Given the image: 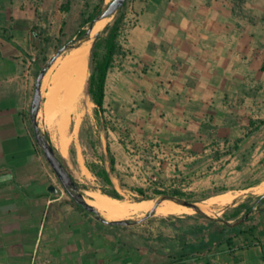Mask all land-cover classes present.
Segmentation results:
<instances>
[{
    "label": "crops",
    "instance_id": "1",
    "mask_svg": "<svg viewBox=\"0 0 264 264\" xmlns=\"http://www.w3.org/2000/svg\"><path fill=\"white\" fill-rule=\"evenodd\" d=\"M263 3L128 0L95 131L102 151L96 161L113 188L135 191L150 174L160 184L198 188L240 183L239 170L249 165V87L264 78ZM83 5L0 0V264H264L259 196L228 206L220 220L190 214L113 225L59 185L30 111L38 75L59 44L76 39ZM90 61L91 51L88 68ZM51 78L43 81L38 118L65 158L45 119ZM51 184L60 192H50ZM248 212L235 226L221 220Z\"/></svg>",
    "mask_w": 264,
    "mask_h": 264
},
{
    "label": "rangeland",
    "instance_id": "2",
    "mask_svg": "<svg viewBox=\"0 0 264 264\" xmlns=\"http://www.w3.org/2000/svg\"><path fill=\"white\" fill-rule=\"evenodd\" d=\"M110 1L111 0H105L104 8ZM99 2L100 0H84L83 9H85V11L89 13L93 11L94 6ZM74 17L78 18V10H75L73 12L72 18ZM111 18L112 19L106 25V27L113 24L116 18V14ZM123 23L124 22H122L121 24L122 27H123ZM260 23L264 25V21H260ZM89 26L90 25L86 26L85 28L87 29ZM76 27L77 25H75L74 22H72L71 25L69 26V28L73 31V33H75L74 31ZM105 28L101 30V34L106 35ZM262 30L264 32V26ZM81 35H77L74 42L77 39H79ZM95 39L96 38L92 39V45ZM62 45L63 43L59 44V47ZM64 56H61L60 59L62 60ZM263 57H264V54H263ZM59 63L60 62H58L57 64L58 66L55 65L53 69L47 73L46 80L47 79L49 80L50 77L52 78H51V87L46 93L45 103L48 100V96L50 93L49 91L54 87L56 72L59 67ZM91 73H92V70H91V67H89V78L91 76ZM261 82L262 83L258 85L249 87V91H250L249 122L250 123L254 122L253 124L254 126L258 124L259 120L264 119V78H263V81ZM253 96H254V100L251 99ZM44 108H46V104ZM95 108H96V104L94 103V101L92 100V96L88 93L86 89L84 92L82 102H81L80 111L71 112V114L68 116V119L64 118L63 115L59 114L54 117L53 123L49 124V128L51 129V134L53 136V139L56 145L59 146V144H61V142L63 141L62 139H65V137L67 138L69 137L70 141L73 142L71 148H73L75 153L67 154L65 158H62V160L67 166V168L71 171L73 176L76 178V180L80 183L83 192L86 189H90V188L99 189L101 191L103 189L109 190L113 188L107 185L99 176H97L93 172L95 170L97 171V170L104 168V166L101 163H98L96 161L98 157H101L102 151H101V146H100V140L98 138V133L95 132V131H98L99 127L101 126V120H100L101 116H99L95 112ZM45 116H46L45 119L49 123V120L47 119V115H46V109H45ZM76 118L77 119L79 118L78 119L79 121ZM77 122H78V129L77 131H75V125L77 124ZM69 125H70V128L68 129ZM251 130L252 129L249 130V159H247V161H244V162H249V165L246 166L244 170H239L241 178L239 179L240 183L238 185L232 186L231 188H217L216 186H206V187L198 188V187H192V185L187 182L186 183L177 182V184H174V183H161L160 184L158 182V178L155 177V174H152V175L150 174L147 176V180L142 181L144 185H142L141 187H143L146 192L145 196L135 191L121 189L120 192L122 195V199L129 200V201H135V200L140 201L145 198L159 197L162 193H158L157 190L163 191V193H171V194H173L172 191L179 190L183 194V196L181 197L190 199L198 203H206L208 205V209H209L211 216H214L217 218H223V217L227 218V216L225 215L226 213H224L225 208L233 205L234 203L242 199L252 200L254 197H258L264 193V192L256 191V187L259 184H262L264 182V126L258 129L257 131H255L254 133H250ZM83 166L90 173L89 179H87L86 177H84V175L81 174V167ZM158 166L159 168H161L162 164L160 163ZM29 168L32 169L33 167L29 166ZM137 184H139V182ZM59 185L61 186L60 181H59ZM225 191H233L238 194V198L235 200L234 203L223 205L219 203L216 204V203L210 202L213 196H215L218 193L225 192ZM190 214H195L200 217H205L195 211L193 213L191 212L185 213L181 211L178 213L170 214L169 216H163V215H159L155 213L152 217H150L149 219L143 222L144 223L156 222L163 218L187 216ZM145 215L146 213L143 215H132L128 218L140 219L144 217ZM141 223H138V224H141ZM132 225H137V224H132ZM13 251L15 250L13 249Z\"/></svg>",
    "mask_w": 264,
    "mask_h": 264
},
{
    "label": "bare ground",
    "instance_id": "3",
    "mask_svg": "<svg viewBox=\"0 0 264 264\" xmlns=\"http://www.w3.org/2000/svg\"><path fill=\"white\" fill-rule=\"evenodd\" d=\"M111 19L112 18H105L98 21L92 34L94 35L96 32L105 28ZM91 47L92 39L83 42L80 46H76L68 51L62 60L60 59V56L49 69L48 72H50L53 67L58 64V62H60L56 72L54 87L49 91V96L47 95L48 100L45 103L46 115L49 120V124L53 123L54 117L59 114L68 119L71 112L80 111L81 102L87 88L89 78L88 57ZM77 129L78 122L75 125V131H77ZM62 140L63 141L59 144V147L61 152L64 155H67L70 138L65 137V139ZM81 174L87 179L90 178V173L84 166L81 167ZM256 191L264 192V182L256 187ZM84 194L87 197V201L97 207L101 214L110 220L128 218L132 215H143L149 212L155 205L154 199L145 198L140 201H129L112 197L99 189L93 188L86 189ZM237 198L238 194L236 192L225 191L213 196L210 202L228 205L234 203ZM198 205L210 214L206 203H198ZM181 211L185 213H193L194 209L166 199L159 204L155 213L163 216H169L170 214Z\"/></svg>",
    "mask_w": 264,
    "mask_h": 264
},
{
    "label": "water",
    "instance_id": "4",
    "mask_svg": "<svg viewBox=\"0 0 264 264\" xmlns=\"http://www.w3.org/2000/svg\"><path fill=\"white\" fill-rule=\"evenodd\" d=\"M126 2L127 0H111L106 5L105 9L101 11L93 19L90 26L86 29V31L81 35L79 39H77L75 42L74 40H71L67 42L66 44L62 45L57 50V52L42 67L38 75L35 94L33 97L31 111H30V117H31V121L33 124V130H34L36 140L39 146L41 147V149L43 150L49 164L53 168L63 189L70 195V197L78 205L82 206L85 210H87L89 213H91L96 219H98L101 222H104L107 224H113V225H132V224L141 223L149 219L150 217H152L155 214L156 208L159 206V204L166 199L172 200L178 204L193 208L195 212L207 218H211L213 220H220L217 217L211 216L209 213L204 211L198 205V202H195L190 199L178 196L176 194H171V193H162L157 198H150V199L155 200V205L149 212L146 213L144 217L140 219H134V218H123V219H118V220L107 219L101 214V212L97 209V207H95L93 204L87 201V197L85 196L80 183L76 180V178L73 176L71 171L67 168L63 160L58 156L56 149L49 138L48 133L45 132L40 125L38 116H39L41 104L43 102L42 86H43V81L49 69L51 68V66L66 50L74 48L76 46H80L83 42L87 40L97 38L101 34V31L96 32L94 35L92 34L97 22L105 18L113 17L125 5ZM60 189L61 188L55 184H51L49 186L50 192L58 193L60 192ZM261 196H264V193ZM250 213L251 212L244 214L241 218H239L237 221L233 223H230L225 219H221V220L230 226H235L237 224H240L246 221L248 217L250 216Z\"/></svg>",
    "mask_w": 264,
    "mask_h": 264
},
{
    "label": "trees",
    "instance_id": "5",
    "mask_svg": "<svg viewBox=\"0 0 264 264\" xmlns=\"http://www.w3.org/2000/svg\"><path fill=\"white\" fill-rule=\"evenodd\" d=\"M128 2V0H127ZM127 2L125 5L116 13V18L112 25L107 26L105 28L106 35L100 34L94 41L92 48H91V61H90V67L92 70L91 76L89 78L87 91L92 96V100L96 104L95 112L102 116L101 113L104 112V98H105V86L107 81V75L111 68L114 65V59L115 55H117L119 51V43L118 38L121 34L122 29V21H123V15H124V9L127 5ZM71 1L68 2V5H70ZM105 0H100L99 3H97L94 6L93 11L90 13H87L86 11H83L81 13V26L78 31V35L83 34L86 31V27L91 24L93 19L101 12L104 8ZM67 7V6H66ZM87 15V16H86ZM82 28V29H81ZM254 122H251V125L253 126L250 133H254L258 129L264 126V119L259 120L258 124L256 126L253 125ZM56 149V148H55ZM58 156L62 159L63 157L59 154V152L56 150ZM71 153L74 154L75 151L73 148H71ZM112 170H114V160L112 159ZM92 170V168H91ZM97 176H99L107 185L113 187L114 183L109 175V172L105 170V168H102L100 170L93 171ZM104 193L115 197L122 199L121 193L116 188H111L109 190H102ZM135 191L140 193L141 195L145 196L146 192L144 188L138 187L135 188ZM158 193H163V191L157 190ZM173 194L183 196L182 192L179 190L172 191ZM263 199L264 196H259V199ZM73 200V199H72ZM74 203H76L73 200ZM77 204V203H76ZM240 211L235 216H238Z\"/></svg>",
    "mask_w": 264,
    "mask_h": 264
}]
</instances>
